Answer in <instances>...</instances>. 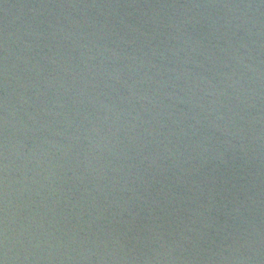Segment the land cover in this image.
<instances>
[{
    "label": "water",
    "instance_id": "1",
    "mask_svg": "<svg viewBox=\"0 0 264 264\" xmlns=\"http://www.w3.org/2000/svg\"><path fill=\"white\" fill-rule=\"evenodd\" d=\"M0 264H264V0H0Z\"/></svg>",
    "mask_w": 264,
    "mask_h": 264
}]
</instances>
